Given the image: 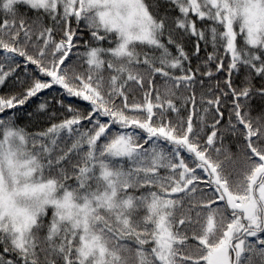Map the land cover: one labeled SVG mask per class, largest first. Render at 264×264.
Segmentation results:
<instances>
[{"label":"snow or ice","instance_id":"6c2138e0","mask_svg":"<svg viewBox=\"0 0 264 264\" xmlns=\"http://www.w3.org/2000/svg\"><path fill=\"white\" fill-rule=\"evenodd\" d=\"M12 77L0 264H264V0H0Z\"/></svg>","mask_w":264,"mask_h":264},{"label":"trees","instance_id":"16d2710c","mask_svg":"<svg viewBox=\"0 0 264 264\" xmlns=\"http://www.w3.org/2000/svg\"><path fill=\"white\" fill-rule=\"evenodd\" d=\"M75 26V25H73ZM83 39H89V37L87 35L83 36ZM189 51L191 52V46H189ZM201 57L203 58L206 53L202 51L200 53ZM196 61L195 58L193 59V66L195 67ZM34 67V66H29ZM17 72L19 73V75L21 76V78H23V71L21 69H18ZM19 91L18 85L16 83L15 77L9 78L5 85L0 86V95H5V94H9V93H15ZM51 97V96H56L57 99L62 98L65 101V104L71 103L74 105H80L81 107H85L86 106V102L83 101H79L77 98H69L65 95H63V91L60 89H56L55 91L53 90H46L45 93H41L39 98H33L28 104H26L25 106H23L22 110H11L13 112H17V123L20 126L26 127L27 130L29 131H37L40 130L42 128H46L48 126H50V124L52 122H58L59 120L63 119L66 113V109H61L60 105H56L53 104L52 108L49 109V112L51 113L53 109H55L56 111V115L54 118L50 119L49 116H44L41 114H37L38 118L34 119L31 118L27 115L28 112H34L36 105L39 104L40 102H43V100L45 99V97Z\"/></svg>","mask_w":264,"mask_h":264}]
</instances>
